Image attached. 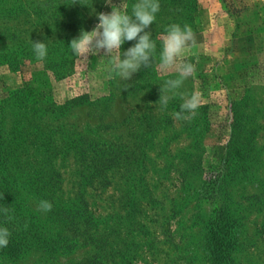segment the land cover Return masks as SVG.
<instances>
[{
  "label": "rangeland",
  "instance_id": "obj_1",
  "mask_svg": "<svg viewBox=\"0 0 264 264\" xmlns=\"http://www.w3.org/2000/svg\"><path fill=\"white\" fill-rule=\"evenodd\" d=\"M133 2L0 0V209L1 198L17 208L25 221L11 230L27 236L23 251L0 249V264H264V0H159L153 37L173 22L194 31L195 72L178 89L199 94L190 119L175 114L180 95L161 108L178 73L158 55L125 80L103 50L56 43ZM45 34L53 58L24 55ZM220 204L234 224L225 259L209 249Z\"/></svg>",
  "mask_w": 264,
  "mask_h": 264
},
{
  "label": "clouds",
  "instance_id": "obj_2",
  "mask_svg": "<svg viewBox=\"0 0 264 264\" xmlns=\"http://www.w3.org/2000/svg\"><path fill=\"white\" fill-rule=\"evenodd\" d=\"M105 3L111 4V0H105ZM114 5L109 12L96 13L98 22L92 30L82 29L80 35L71 40L69 46L72 52L84 55L103 50V54L112 57V71L125 80L142 67H149L158 55L161 66L175 67L178 73L176 78L166 79L161 85L158 100L161 108H167L170 99L180 95L183 102L179 106L180 111L175 113L176 116L188 119L195 117L196 109L200 106L199 94L193 92L186 95L178 92L183 81L195 72V65L185 58L188 46L194 40L192 26L173 22L168 24L158 37H153L152 32L146 29L156 20V14L160 10L159 0H134L130 12L127 3L122 7ZM126 41L134 43L121 52V46ZM31 42L35 56L44 59L48 55L47 43L33 39ZM52 207L51 201L47 199L38 201V208L42 212H48ZM0 211L5 214L11 212L8 208ZM10 236V229L0 224V249L8 246Z\"/></svg>",
  "mask_w": 264,
  "mask_h": 264
},
{
  "label": "trees",
  "instance_id": "obj_3",
  "mask_svg": "<svg viewBox=\"0 0 264 264\" xmlns=\"http://www.w3.org/2000/svg\"><path fill=\"white\" fill-rule=\"evenodd\" d=\"M62 16H65V15L63 14ZM43 21H44V19L42 20V22ZM52 27L53 26L47 25V28H48L47 30L49 31ZM48 33L50 34V32H48ZM67 33H69V32H67ZM49 34L44 35L43 39L45 42H46L47 38L50 36ZM30 39H32V37ZM72 39H73V35H71V34L67 35L66 34V36L60 37V39L56 43H61L62 45L64 44L66 46H69ZM46 43H48V42H46ZM27 45L29 47L27 46L28 47L27 53H24V55H26L28 58H30L32 60L37 58L33 52L32 44H27ZM47 45H48L47 46L48 47V55L44 59H42L44 62L47 61V58L49 60L51 58H53V53H55V47H53L54 44L49 43ZM50 45H52V46H50ZM52 48H54V49L52 50ZM58 48H56V50H58ZM58 57H60L59 54H57L56 58H58ZM65 59H67V56ZM68 67H69V62L61 61L58 64V67H56V69L58 71L57 73L59 75L66 73L68 70ZM205 184H207L204 187L207 192H210V191L214 192V191H217L216 187L219 185V180L216 178L215 179L208 178L205 180ZM43 196L46 198L50 197L48 194H44ZM72 199L74 201V204H76L77 202L80 204L83 201V197L79 193L76 194ZM1 202H2L1 209L5 208L6 206H8V207L10 206V205H8L7 202L4 201L3 198H1ZM4 202H5V204H4ZM22 215L23 214L20 213L19 210H17V208H14V207L12 208V212H10L9 214H5L2 211H0V222H1V224L6 225L11 231V236H10L8 246L10 247V249H12V252H14V253H17V251H23L26 248L27 236H25L23 234H22V236H20L21 235L20 229H23L24 224L22 226H20V228H18L16 231L11 230V228L15 225V223H23L25 221V217H22ZM233 231H234V224H232V221L230 219L229 210H228V208H226V206H224L223 204H220L219 207L214 210L212 216L208 220V234L210 236L209 249H210V252L213 254L214 257L219 258V259H221V258L225 259L226 257H228L230 250L232 249V246H233Z\"/></svg>",
  "mask_w": 264,
  "mask_h": 264
}]
</instances>
